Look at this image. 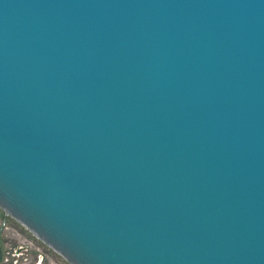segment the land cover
Masks as SVG:
<instances>
[{
	"label": "water",
	"instance_id": "water-1",
	"mask_svg": "<svg viewBox=\"0 0 264 264\" xmlns=\"http://www.w3.org/2000/svg\"><path fill=\"white\" fill-rule=\"evenodd\" d=\"M0 209L68 264H264V0H0Z\"/></svg>",
	"mask_w": 264,
	"mask_h": 264
},
{
	"label": "built area",
	"instance_id": "built-area-1",
	"mask_svg": "<svg viewBox=\"0 0 264 264\" xmlns=\"http://www.w3.org/2000/svg\"><path fill=\"white\" fill-rule=\"evenodd\" d=\"M0 242V264H60L42 248L43 243L8 222L1 223Z\"/></svg>",
	"mask_w": 264,
	"mask_h": 264
},
{
	"label": "rangeland",
	"instance_id": "rangeland-1",
	"mask_svg": "<svg viewBox=\"0 0 264 264\" xmlns=\"http://www.w3.org/2000/svg\"><path fill=\"white\" fill-rule=\"evenodd\" d=\"M9 223L11 225H13L16 228H19L23 234L26 235H30V233L27 230H24V228L20 225H18L13 219H11L9 216H6L3 211L0 209V228H1V223ZM42 248H44L51 256V258H53L54 260L58 261L60 264H68L62 257H60L59 255H57L52 249L48 248L47 246H45L44 244H42Z\"/></svg>",
	"mask_w": 264,
	"mask_h": 264
},
{
	"label": "flooded vegetation",
	"instance_id": "flooded-vegetation-1",
	"mask_svg": "<svg viewBox=\"0 0 264 264\" xmlns=\"http://www.w3.org/2000/svg\"><path fill=\"white\" fill-rule=\"evenodd\" d=\"M0 256H1V249H0Z\"/></svg>",
	"mask_w": 264,
	"mask_h": 264
},
{
	"label": "trees",
	"instance_id": "trees-1",
	"mask_svg": "<svg viewBox=\"0 0 264 264\" xmlns=\"http://www.w3.org/2000/svg\"><path fill=\"white\" fill-rule=\"evenodd\" d=\"M0 249H1V242H0Z\"/></svg>",
	"mask_w": 264,
	"mask_h": 264
}]
</instances>
